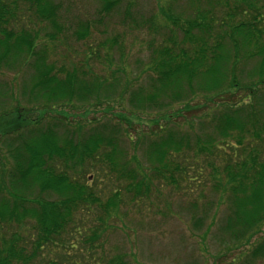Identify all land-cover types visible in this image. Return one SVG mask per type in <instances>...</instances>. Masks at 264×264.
Instances as JSON below:
<instances>
[{"label": "trees", "instance_id": "obj_1", "mask_svg": "<svg viewBox=\"0 0 264 264\" xmlns=\"http://www.w3.org/2000/svg\"><path fill=\"white\" fill-rule=\"evenodd\" d=\"M119 1L104 0L102 10L109 12L112 4ZM197 9L194 8V17L185 16L186 27L179 29L182 41L189 47H180L176 52L175 34L169 29L168 41L172 47L164 45L154 50L147 70H143L153 74L148 75L147 83L135 89L127 84L110 100L116 92L115 82L120 79L117 74L110 79L89 76L90 81H87L85 71H78L75 67L57 68L47 60L44 49L37 47L40 31L32 29L33 21L26 19L27 15L51 25L56 31L59 27L57 3L53 0H0V67L10 69L9 60L19 62V69L30 67L32 73L26 83L30 90H26L25 94H32L28 103L35 107L42 105L39 120L48 114V110L52 114L56 106L63 114L47 115L49 122L45 124L37 119L23 118L19 111L13 113L15 116L9 122L2 119L4 127L0 129V135L11 138L6 146L14 161L9 172L10 183L13 182L14 187L11 185V189L7 190L1 174L0 234L10 229L8 223L14 222L15 226L11 227L15 230L11 229L8 236L0 237V264H58L54 259L45 258L43 251L49 248L50 252H54V246L65 248L62 236L74 212L97 201L89 186L77 175L82 174L85 163L90 164L98 154L112 168L114 165L117 167L119 179L130 180L126 181V190L135 188L139 193L142 188L148 189L149 175L140 173L142 169L138 163V168L134 169L122 158L117 162L118 147L115 139L112 140L103 131L106 126L96 125L86 130L81 124L73 126L70 123V112L65 107H71L74 101H88L93 95L94 106L100 105L103 100L108 103L128 95L131 114L119 118L129 126L141 121L138 112L157 110L156 116L147 119L155 128L152 131L155 137L145 152L151 164L154 162L149 169L169 184L175 185V177L182 180V175L186 174L185 167L177 160L184 147L204 155L221 149L220 154L225 158L222 167L213 165L208 159L206 163L212 170V188L219 193L218 199L224 196L227 203L223 229L233 243H244L246 246L253 237L261 236L234 264H253L264 258V101L257 95L260 84L264 83V0H236L233 13L227 14L230 25L225 29V25H221L223 23L215 24L216 31L212 21L214 12ZM163 12L165 21L175 26L179 17L174 19L169 8ZM221 27L222 33H217ZM83 29L76 32L77 38L86 36V24ZM48 37L54 38L55 34ZM229 49L232 50L231 55ZM240 54L244 59L259 60L249 75L251 79L253 76L257 78L244 85L246 102L242 106L229 104L224 97L227 91L234 94V91L242 90L233 69ZM231 56H234V61L230 65L232 76L228 80L226 67ZM101 91L104 93L101 94ZM197 92H202L204 106L208 110L203 115L201 126L210 125L211 133L191 137L189 133L165 128L159 123L164 115L160 112L171 102L189 100ZM186 106L187 110L190 109L188 104ZM170 117L171 114H166L163 119ZM114 129L116 138L117 131H121V137L127 133L125 138L130 140L127 128ZM16 139L21 140L15 144ZM33 190H37L39 198L32 193ZM45 193L54 194L56 198L41 199V194ZM117 201L114 194L104 207L106 210L116 207ZM201 220V217L194 216V225L201 224ZM27 221L34 230L29 245L20 235L21 229L27 232L24 225ZM6 227L8 230H4ZM67 244L76 248L72 240Z\"/></svg>", "mask_w": 264, "mask_h": 264}, {"label": "rangeland", "instance_id": "obj_2", "mask_svg": "<svg viewBox=\"0 0 264 264\" xmlns=\"http://www.w3.org/2000/svg\"><path fill=\"white\" fill-rule=\"evenodd\" d=\"M103 1L53 0L59 5L57 19L59 27L56 31L51 25L40 23L33 17L31 19L28 17L30 14L26 19L33 21L32 29L40 31L36 41L37 47L44 49L47 60L57 68L75 67L78 71H85L84 76L87 77V81H90L89 76L110 79L113 74H117L120 79L115 82L117 88L114 95L110 97L111 100L127 84L135 89L147 83L148 75L152 72H143V70H147L146 66L154 56V50L164 45L172 47L168 41L169 29L175 34L176 52L180 47H189L188 43L182 41V31L180 32L179 29L186 27L184 23L186 15L194 17V8L214 12L212 21L216 31V25H220L219 23H223L221 25H225V29L230 25L231 21L227 19V14L233 13L232 8L236 0H120L117 4H112L113 7L109 12L102 10ZM168 8L174 19L179 17L175 26L166 22L163 17L165 14L163 11ZM85 24L87 34L79 39L76 32L82 30ZM222 27L217 33H222ZM51 34L53 36L55 34V37L49 38L48 35ZM229 54H232L231 49ZM237 59L235 63L237 65L233 66V69L236 74L235 79L242 84V90H236L234 94L225 91L227 95L224 97L229 104L242 106L246 102L244 85L248 84L249 80L257 78L253 76L251 79L249 75L259 60L247 57L244 59L241 54ZM9 61L10 69L6 66L0 67V129L4 127L3 120L6 122L13 120L15 111H19L23 118L39 120L42 110V105L35 107L28 103L29 95H32L30 92V94L27 92L28 95L25 94L26 90H30L26 85L32 73L30 67L25 66L19 69V62ZM233 61L234 56H231L226 67L228 80L232 76L230 65ZM116 68L118 71L115 72ZM259 88L257 95L264 101V83H261ZM223 89L226 90L225 87ZM103 93L104 91H101V94ZM94 99L93 95L89 100L87 99L88 101H74L71 107H65L70 112L68 117L71 122H69L73 126L81 124L86 130L96 125L106 126L103 131L105 130L112 140L115 139L118 147L117 162L119 163L122 158L134 169L138 168L136 166L138 163L142 169L140 173L149 175L150 185L146 190L142 188L139 193L135 188L126 190L125 185L128 180L119 179L117 167L113 164L114 168H112V165L98 154L92 162L90 161V164L85 163L82 174L77 175L79 180H83L89 186V191L97 201L95 204L88 203L74 212L62 236L65 248L57 249L54 246V252L45 248L43 256L54 259L58 264L62 262L64 264H118V261L122 264H234L239 262L245 252L261 239V236L253 237L250 244L246 246L244 243H233L234 241L223 229L227 203L224 196L218 199L219 193L212 188V170L206 163L208 159L213 165L222 167L225 158H222L223 155L220 154L221 149H214L212 154L204 155L196 154L194 150L184 147L177 160L185 167L186 174L182 175V180L178 176L175 177L174 184L178 185L175 188V185L165 182L159 175H154L149 169L154 162L151 164L145 152L149 142L155 137L152 135L155 128L153 125L150 126L147 119L156 116L157 110L153 108L143 113L138 112L141 121L129 126L119 118L131 114L128 95H124L121 99L117 97L108 103L103 100L98 106L93 105ZM186 104L190 106V109L187 110ZM23 108L25 110H22ZM58 108L56 106L52 114L48 110V114L39 121L45 124L49 122L47 115H63L57 110ZM207 111L202 92H197L189 100L171 102L160 112L164 115L159 123L165 125V128L170 127L180 133H189L191 137L197 134L203 136L212 131L208 124L201 126V120L204 119L203 115ZM166 114H171L172 117L164 120ZM114 127L120 130L127 128L130 140L125 138L127 133L121 137V131H117L116 138V133H113ZM9 139H11L10 136L0 135V176L3 174L7 190L13 185V182L10 183L12 178L9 172L13 169L14 162L6 146ZM190 139L193 142V138ZM20 140L16 139L14 143ZM230 141L228 144L231 146ZM37 190H33L32 193L39 198L40 194ZM114 194L117 195V206L106 210L104 206ZM41 195V199L56 198L51 193ZM194 216L202 218L201 224L194 225ZM24 225L27 232L21 229L20 235L29 245V239L33 237L34 230L30 228L29 221ZM8 226L10 229L6 227L4 230L8 231L3 230L0 237L8 236L11 229L15 230L11 227L15 226L14 222L8 223ZM71 240L76 248L67 244ZM253 264H264V258Z\"/></svg>", "mask_w": 264, "mask_h": 264}]
</instances>
